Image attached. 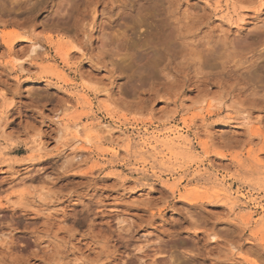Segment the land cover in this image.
<instances>
[{
  "label": "rangeland",
  "instance_id": "obj_1",
  "mask_svg": "<svg viewBox=\"0 0 264 264\" xmlns=\"http://www.w3.org/2000/svg\"><path fill=\"white\" fill-rule=\"evenodd\" d=\"M0 264H264V0H0Z\"/></svg>",
  "mask_w": 264,
  "mask_h": 264
},
{
  "label": "bare ground",
  "instance_id": "obj_2",
  "mask_svg": "<svg viewBox=\"0 0 264 264\" xmlns=\"http://www.w3.org/2000/svg\"><path fill=\"white\" fill-rule=\"evenodd\" d=\"M36 49H37V46H35V47L33 46L32 49H31V53H33ZM57 53H58V57H59L62 61H65V60H66L67 53L62 52L61 50L58 51ZM21 65H22V61L18 62V63L16 64V67H20ZM73 131H74V136H75L74 140H75L76 142H78V141H79L80 130L77 128V126H74V127H73ZM87 131H88V134L85 136V142H86V143H89V142H90V140H89V136H90V135H89V134H90V132H92V130L90 129V130H87Z\"/></svg>",
  "mask_w": 264,
  "mask_h": 264
}]
</instances>
